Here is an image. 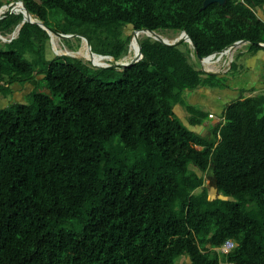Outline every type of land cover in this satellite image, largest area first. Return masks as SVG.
<instances>
[{"label":"trees","instance_id":"trees-1","mask_svg":"<svg viewBox=\"0 0 264 264\" xmlns=\"http://www.w3.org/2000/svg\"><path fill=\"white\" fill-rule=\"evenodd\" d=\"M22 1L57 32L84 29L91 51L115 60L126 26L186 31L195 47L144 36L142 58L116 70L46 59L49 36L35 23L0 39L3 96L40 75L30 104L0 107V264H264V90L226 96L219 115L203 109L208 90L230 88L246 57L264 52V0ZM22 17L4 12L1 35ZM238 40L245 50L223 74L191 62ZM199 89L205 103H191ZM209 113L217 120L202 136L193 128Z\"/></svg>","mask_w":264,"mask_h":264},{"label":"rangeland","instance_id":"rangeland-1","mask_svg":"<svg viewBox=\"0 0 264 264\" xmlns=\"http://www.w3.org/2000/svg\"><path fill=\"white\" fill-rule=\"evenodd\" d=\"M13 2H14L13 0H9L8 3H6V4L4 3L2 6H5V5H9L10 6ZM15 5L16 4L13 3L11 7L6 8V9L2 10L1 12L4 13L7 10H10V9H12V12H20V10H16L17 6H15ZM2 6L0 7V9L2 8ZM1 12H0V16H2V14H3ZM49 27L55 29L56 31L58 30L57 24H56V22L54 20H51V23H50ZM16 28L17 27H15L12 31L3 34L2 36H4L5 39H7V40L12 38V37H16L18 35V32H19L18 31L16 34L14 33ZM73 34H75V35L70 37V38H63V37L59 36L58 37V42H57L58 45L60 47H62V48H66V49H69V50L77 51L79 49V47H81V45L83 43V39H85V38H82L81 36H84V37H86L87 40H88V38L90 39V42H91L90 47L93 45L96 48L95 42L90 37L89 33L87 31H85L84 29L74 30ZM161 34L166 36L169 39H174L178 35V33H174L173 31H166V32L161 33ZM123 35L124 36L125 35L129 36L130 39H131L132 31H131L129 26H126V27L123 28ZM242 45H244V44L236 46V50H233L234 52L232 51L230 53L231 56L229 54V55H223V56L220 57L219 54H216V56H214V59L211 62L210 69H207V68L206 69L209 70V71H212V72H216L218 74H223L225 71H227V67H228L227 62L229 61L230 58L233 59V57L237 53V49L241 48ZM88 47H89V45H88ZM241 50H245L244 47H242ZM128 51H129V44H128V48H127L126 54L123 57H121V58H124L126 55H128ZM55 54L56 53H55L53 44L51 42V39L49 38V41L46 43V47H45V58L46 59H51ZM62 55L71 56V55H66V54H62ZM71 57L77 58V59L81 60L83 63H85V64H87L88 66H91V67H93L92 65H94V63H92V62H96L95 60H92V59L85 60L82 57H77V56H71ZM27 58L29 59V57H27ZM108 62L110 63L111 61H108ZM191 62H193L196 65H199L201 68L205 69V67H203L204 65L203 64L200 65V61L198 59H196V57L193 56V55L191 57ZM95 65H98V64H95ZM39 78H40V75H36L34 79H31V80L27 81L23 86H17V84H15L14 88H13L15 92H13L12 95L9 94V95L3 96L0 93V107L6 105L8 103L13 102V100L14 101H22L24 103L30 104L31 100H30L29 95H27V94L30 92L32 86H34L36 84V82H37V80ZM198 94L204 95V92H200ZM206 94H209V93L207 92ZM233 94H234L233 92L227 91V99H228L229 96H231ZM205 100H206V103H208V104L204 105L205 108H203V109L205 111H207V112H212L215 115H219L218 113H220L221 108H222L221 105L218 104V103L212 102L214 100H212L210 96H208V98L205 99ZM224 101H226V99ZM174 110L176 111L175 107H174ZM215 119L217 120L216 117H215ZM215 121L213 120V122H215ZM209 181H210V178L206 177V180H205V185L206 186L209 184ZM209 189H210V193H213L212 186H210ZM177 261L180 262V263L183 262L182 264H184L186 261H188V257L186 255H182V256H180L178 258Z\"/></svg>","mask_w":264,"mask_h":264},{"label":"crops","instance_id":"crops-1","mask_svg":"<svg viewBox=\"0 0 264 264\" xmlns=\"http://www.w3.org/2000/svg\"><path fill=\"white\" fill-rule=\"evenodd\" d=\"M264 46V45H263ZM237 78L234 81L229 82L231 84V87H221L218 91L215 90V93L209 92L211 99L214 100L212 102L218 103L223 106L224 98L227 96V91L230 92H239L243 88H248L251 86H257L260 88V90H264V52H257L254 55L247 56L245 61V68L242 69L238 74H236ZM200 92H204L202 89H199L198 91H195L194 93L189 94V101L191 103H205L203 101L204 95L198 94ZM224 97V98H223ZM208 104V103H206ZM176 108L175 113H177L180 118L188 117L189 113L185 109V107L181 105H175ZM222 110V108H221ZM212 113V112H211ZM209 113V114H211ZM212 119V120H211ZM215 121L214 117H207L204 119L201 126H198L197 128H193L198 133H200L202 136H209L211 131V126ZM211 125V126H210ZM195 148L200 149L202 146L200 145H193ZM222 264H229V263H222Z\"/></svg>","mask_w":264,"mask_h":264},{"label":"bare ground","instance_id":"bare-ground-1","mask_svg":"<svg viewBox=\"0 0 264 264\" xmlns=\"http://www.w3.org/2000/svg\"><path fill=\"white\" fill-rule=\"evenodd\" d=\"M13 3H15L17 6L16 7V10H20V12L24 9L22 8V4L18 1H14ZM12 3V4H13ZM12 4L9 6V5H5V6H2L5 7L3 8L2 10L6 9V8H9L12 6ZM0 9V12L2 11ZM3 13V12H1ZM23 19H28V20H34L36 19V17L34 15H30L26 12H24V15L22 17ZM18 29L19 27H17L15 29V34L18 32ZM1 35V33H0ZM156 35H160L161 37L163 38H167L166 36L162 35L161 33L159 32H149V31H145V30H139V31H135L134 33H132L131 35V41H130V49L128 51V55H126L124 58H121V59H118L115 61V59L112 57V56H100V55H97L95 53H92L91 52V49H89L88 47V43H87V40L83 39V43L81 45V47H79V49L77 51H73V50H69V49H66V48H62L58 45V35L54 34V33H51V42L53 44V47H54V50L57 54H66V55H71V56H77V57H82L84 58L85 60H89V59H92V60H95L96 62H92L94 64H98L99 66H107L109 64H112V65H115L117 68H121L123 67V65H125L126 63L130 62V61H134L136 60L137 58L140 57V53H139V50H138V41L141 37L143 36H149L151 37L152 39L156 36ZM3 38H5L3 36ZM234 52V51H233ZM231 56V54H230ZM229 56V57H230ZM112 57V58H111ZM214 59V56H209L207 58H205L203 60V67H205V69H210L211 67V62L212 60ZM108 61H111L110 63Z\"/></svg>","mask_w":264,"mask_h":264},{"label":"water","instance_id":"water-1","mask_svg":"<svg viewBox=\"0 0 264 264\" xmlns=\"http://www.w3.org/2000/svg\"><path fill=\"white\" fill-rule=\"evenodd\" d=\"M17 1L20 2V3L22 4V8L24 9V11H23V10L21 11L22 15H24V12L30 14V13L27 11V9H26L25 4L23 3V1H22V0H17ZM226 1H227V0H204L203 3H202L201 9H202V8H205L207 5H209L210 3H213V2H217V3H219V4H224ZM10 12H12V9L9 10V13H10ZM30 15H31V14H30ZM1 17H2V16H0V18H1ZM35 17H36V16H35ZM24 22L35 23V24L39 25L42 29H44V30L47 32L49 38H51V33H54V34H56V35H58V36H60V37H63V38H70V37H72V36L75 35V34H63V33L57 32V31L53 30L52 28H50L49 26H47L43 21H41V20L38 19L37 17H36V19H34V20H28V19H23V18H22L21 22H20L16 27H19V29H20L21 25H22ZM19 29H18V31H19ZM139 30H145V31H149V32H155L154 30H150V29H146V28L139 29ZM139 30H138V29H137V30H133L132 33H134L135 31H139ZM81 37L86 39V37H84V36H81ZM12 38H14V37H12ZM12 38H10V39L7 40V39L3 38L2 35H0V39H1L2 41H10ZM153 39H154V40H158V41H160V42H162V43H164V44H166V45H179L181 42H187L191 47H193V48L195 47V44L193 43L191 37L188 35V33H187L186 31H181V32H180V33H179L174 39L163 38V37H161L160 35H156ZM86 40H87V39H86ZM130 41H131V39H130ZM130 41H129V49H130ZM245 42H246L245 40H238V41H235L234 43L228 45L226 48L221 49V50L218 51V52H213V53H211V54H209V55H207V56H204V57H202V56H197V59L201 62V65H202V64H203V60H204L205 58H207V57H209V56H211V55H212V56H215L217 53L222 52L223 50H225V51L232 50V49H234L236 46H238V45H240V44H242V43H245ZM87 43H88V45H89V48L91 49V47H90V43H89L88 40H87ZM259 44H260V45H264L263 43H259ZM138 50H139V53H140V57L137 58V59L134 60V61H130V62L126 63V64L123 65V67H121V68H117L115 65H112V64H109V65H107V66H94V65H92V66H93L94 68H100V69H104V68H112V69H116V70H122V69H124L125 67L130 66V65H132V64H134V63H136V62H138V61L142 58V52H141L140 42H139V41H138ZM91 52H92V53H95V52H93V51H91ZM55 53H56V52H55ZM56 54H57V53H56ZM95 54H97V53H95ZM57 55H60V54H57ZM97 55H100V56H110V55H103V54H97ZM115 61H116V60H115ZM202 70H204V71H206V72H212V71H209V70L204 69V68H202ZM210 126H211V125H210ZM210 186H212V187L214 188L216 194L219 193V191H218V187H217L216 183L214 182V180H212V179H210L209 184L207 185V187L209 188Z\"/></svg>","mask_w":264,"mask_h":264},{"label":"built area","instance_id":"built-area-1","mask_svg":"<svg viewBox=\"0 0 264 264\" xmlns=\"http://www.w3.org/2000/svg\"><path fill=\"white\" fill-rule=\"evenodd\" d=\"M233 50V49H232ZM232 50H228V51H225V50H223L222 52H219V53H217V54H219V56L221 57V56H223V55H229L231 52H232ZM216 56V55H215ZM230 61H231V58L229 59V61L227 62V64H228V67H229V64H230ZM227 67V68H228ZM209 117L211 118V117H214V115L213 114H209ZM233 245H234V242L232 241V240H230V239H228V240H226L224 243H223V245L220 247V250L221 251H228L231 247H233Z\"/></svg>","mask_w":264,"mask_h":264}]
</instances>
